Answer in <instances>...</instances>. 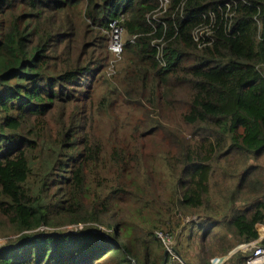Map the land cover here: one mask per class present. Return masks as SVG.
I'll use <instances>...</instances> for the list:
<instances>
[{
	"label": "trees",
	"instance_id": "16d2710c",
	"mask_svg": "<svg viewBox=\"0 0 264 264\" xmlns=\"http://www.w3.org/2000/svg\"><path fill=\"white\" fill-rule=\"evenodd\" d=\"M115 19L141 63L118 90L135 123L117 144L113 124L104 136L94 125L115 102L94 97ZM155 132L168 195L143 144ZM221 163L234 185L215 206ZM261 198L264 0H169L163 11L159 0H0V237L14 236L0 264H169L155 231L177 232L162 226L173 211L199 218L202 251L217 238L228 252L256 239ZM147 211L155 219L138 222ZM72 224L82 227L62 229ZM173 248L189 263L179 232Z\"/></svg>",
	"mask_w": 264,
	"mask_h": 264
},
{
	"label": "rangeland",
	"instance_id": "374dc122",
	"mask_svg": "<svg viewBox=\"0 0 264 264\" xmlns=\"http://www.w3.org/2000/svg\"><path fill=\"white\" fill-rule=\"evenodd\" d=\"M123 40L124 41L128 40V37L125 36V34L123 35ZM108 63H109L108 66H106L103 70L104 78L106 80L100 82L94 87V97L95 98H98L100 96L106 97L108 95L115 102L110 107L109 110L111 119H109L107 115H104L103 117H100L98 124L94 123V125L97 132L100 131L103 133V131L109 129L110 124H113L118 129L116 133L117 135L113 134L114 141L117 144L123 138L130 140V137H132V133H133V125L135 123V122L130 123L128 121V119H131L129 115L132 114L133 112L129 110L131 107L130 105H125L122 102L121 94L118 93V90L123 86V78L125 74H127L129 71H132V69L139 66L141 63H139L136 59L131 58V56H129V54H127L126 51H124L120 60L116 61L113 66L110 65V61H108ZM114 88L115 90H113ZM144 105L145 108L151 109V107L148 106L147 103H144ZM155 117L156 116H154V118ZM161 121L163 123H166L165 119L161 118ZM119 131H121V134L119 133ZM161 136L162 135L160 133L155 132L150 136L146 137L144 139L143 144H146L145 150L147 152V162L149 165L150 172L155 176L157 180L161 181L160 183L164 187V192L166 195H168L170 193V183L168 182L167 184H165L166 182V181L164 182L165 178L163 174L160 173V169H161L159 167L160 159L159 156L156 155L157 143L162 141ZM105 155L106 157H108L107 153ZM241 162L242 160H238L236 162V165L233 166V169H235L236 172L239 171V169L241 168L242 166ZM250 162L254 163V160L251 159ZM223 165H224V170H223ZM232 173L233 172L230 171L229 167L226 164L221 163L220 167H218V165L214 167V172L212 173V176L209 181V196L211 203H213L215 206H217L218 204H221L222 206H224V204L225 205L227 204V195L230 193L234 185L233 182L234 178L231 177ZM115 175H116V168H115ZM157 186L158 188H161V185L157 184ZM261 199L264 200V198ZM249 206H250L249 204L244 203L241 208H248ZM169 217L170 219L166 220L162 224V226L164 227H166L167 225L177 226L176 228L177 232L172 233L174 235L173 238L175 237V244H176L177 233L179 232L180 245L182 246L181 252L186 255V258L189 260V263L211 264L209 262V259L217 255L220 256V260H224L223 264H234L233 261L230 259L234 257L233 256L234 254L240 253L241 256H244L248 253V251H245V248L243 247V244L245 243L236 245L233 249H231L228 252H221L220 248L224 246V244L217 238L214 240H212V238L208 239V242L213 243L214 241L216 245L212 247H206L205 251H202V247L205 245L206 242L200 243V239H199L201 236L200 233H197L195 230L192 231L190 230V224L195 223L199 218L196 215L182 216L178 213L176 214V212L174 211L169 214ZM154 219H155L154 216L150 214V212L148 211L144 214L143 217H137V221L140 223H144L147 221L151 222ZM193 225L194 224H192V226ZM81 227H82L81 224H72L65 226L62 229L75 230ZM39 229L46 231L51 228L46 226H41V228ZM13 237H14L13 235L9 237H0V242L3 241L5 242L6 240L11 239ZM227 238L228 240L232 239L230 235H228ZM171 261L173 260L169 259L168 263L169 264L177 263L176 261L175 262H171Z\"/></svg>",
	"mask_w": 264,
	"mask_h": 264
},
{
	"label": "built area",
	"instance_id": "2783aa9c",
	"mask_svg": "<svg viewBox=\"0 0 264 264\" xmlns=\"http://www.w3.org/2000/svg\"><path fill=\"white\" fill-rule=\"evenodd\" d=\"M169 0H159V8L163 11ZM158 13V12H156ZM154 13V15H156ZM109 30V41H108V52L110 55L109 61L110 65L113 66L116 61H119L122 57L125 45L127 42H134V36L129 37L127 41L123 40L124 30L119 23L118 19L112 20L108 24ZM195 40H198V37L195 36ZM264 224L257 223L255 229L257 232V237L251 242L243 244L245 251H248L246 254L245 264H264V246L261 242L264 240V235H261L258 230L264 228ZM173 234L168 231H163L161 229L155 231V237L161 241L166 252L169 254V259L173 261H179L181 264H192L185 263L179 257V255L174 250L175 237ZM174 242V243H173ZM3 242H0V244ZM239 250V249H236ZM171 261V262H173ZM211 264H223L224 260H220V256H213L209 259ZM197 264V263H194Z\"/></svg>",
	"mask_w": 264,
	"mask_h": 264
},
{
	"label": "crops",
	"instance_id": "0c3cea01",
	"mask_svg": "<svg viewBox=\"0 0 264 264\" xmlns=\"http://www.w3.org/2000/svg\"><path fill=\"white\" fill-rule=\"evenodd\" d=\"M261 235H264V230L261 232Z\"/></svg>",
	"mask_w": 264,
	"mask_h": 264
},
{
	"label": "bare ground",
	"instance_id": "6f19581e",
	"mask_svg": "<svg viewBox=\"0 0 264 264\" xmlns=\"http://www.w3.org/2000/svg\"><path fill=\"white\" fill-rule=\"evenodd\" d=\"M259 233H260V230H259Z\"/></svg>",
	"mask_w": 264,
	"mask_h": 264
},
{
	"label": "water",
	"instance_id": "95a60500",
	"mask_svg": "<svg viewBox=\"0 0 264 264\" xmlns=\"http://www.w3.org/2000/svg\"><path fill=\"white\" fill-rule=\"evenodd\" d=\"M181 259V258H180ZM182 260V259H181ZM183 261V260H182Z\"/></svg>",
	"mask_w": 264,
	"mask_h": 264
},
{
	"label": "clouds",
	"instance_id": "9594fccd",
	"mask_svg": "<svg viewBox=\"0 0 264 264\" xmlns=\"http://www.w3.org/2000/svg\"><path fill=\"white\" fill-rule=\"evenodd\" d=\"M189 216V215H188Z\"/></svg>",
	"mask_w": 264,
	"mask_h": 264
}]
</instances>
